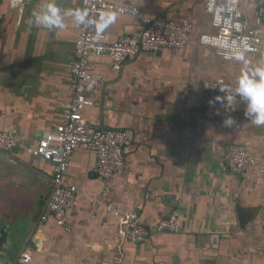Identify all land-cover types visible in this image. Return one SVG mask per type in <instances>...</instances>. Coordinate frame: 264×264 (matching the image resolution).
<instances>
[{
  "label": "crops",
  "instance_id": "1",
  "mask_svg": "<svg viewBox=\"0 0 264 264\" xmlns=\"http://www.w3.org/2000/svg\"><path fill=\"white\" fill-rule=\"evenodd\" d=\"M111 1L136 5L141 15L109 11L101 25L107 42L137 35L143 19L154 15L190 21L191 38L182 48L141 52L120 70L109 55H91L99 82L88 93L95 103L82 116L99 127L129 131L127 167L105 182L94 151L72 154L67 179L79 195L67 232L52 218L41 221L54 164L27 149L62 122L81 24L65 16L62 27L50 29L29 20L53 2L61 10H83L82 0H26L17 7L3 0L0 129L17 128L18 145L0 154V261L17 259L30 246V264H264V171L234 173L225 159L228 144L244 143L264 166V124L252 123L241 105L232 125L224 123L229 118L204 116L206 81L225 77L238 85L242 74L264 68V23L256 53L230 55L200 42L202 33L218 31L206 0ZM258 2L240 0L253 25ZM98 197L136 211L153 229L150 237L131 241V226L92 200ZM174 209L179 230L158 231L156 224Z\"/></svg>",
  "mask_w": 264,
  "mask_h": 264
},
{
  "label": "built area",
  "instance_id": "2",
  "mask_svg": "<svg viewBox=\"0 0 264 264\" xmlns=\"http://www.w3.org/2000/svg\"><path fill=\"white\" fill-rule=\"evenodd\" d=\"M14 7L23 5V0H11ZM3 0H0V19L3 18ZM83 11L87 13L86 21L81 23L79 37L75 43V58L72 62V98L63 106L62 122L55 131H45L37 146L27 151L34 156H41L54 164L53 190L47 202L41 221L50 218L67 232L72 230L69 214L74 208L79 187L68 182L72 154L77 149H88L97 154V171L105 182H110L127 167L125 146L130 138L128 130L103 128L89 122L82 116V111L94 105L95 101L88 95L99 78L92 72L91 55L107 54L111 57L115 69L120 70L126 62L137 57L141 52H157L165 47L182 48L191 38L190 21L175 22L161 15L143 19V28L137 35L126 34L114 42L105 41V34L98 32V24L109 11L121 14L141 15L136 5L119 3L111 0H82ZM206 11L210 14L212 26L217 32H204L200 42L220 48L230 55L256 53L260 48V30L264 18V0H259L256 10V23L251 24L244 15L240 0H206ZM253 70L252 72H254ZM225 77L206 81L204 87V116L208 120L231 118L239 109L240 103L226 109V101L217 100L225 93L220 87L236 88ZM18 129H0V151L8 152L18 145ZM227 166L234 173H244L253 167L264 171L258 159L244 143H230L226 147ZM97 205L120 217L131 227L127 232L133 242L146 241L153 229L141 221L136 211H124L113 201L103 197L92 199ZM158 231L177 232L179 230L178 210L174 209L167 217L156 224ZM33 250L30 246L21 251L18 258L0 264H30ZM100 264H120L117 261H103Z\"/></svg>",
  "mask_w": 264,
  "mask_h": 264
},
{
  "label": "clouds",
  "instance_id": "3",
  "mask_svg": "<svg viewBox=\"0 0 264 264\" xmlns=\"http://www.w3.org/2000/svg\"><path fill=\"white\" fill-rule=\"evenodd\" d=\"M109 15L105 14L99 22L97 35L102 31L101 25L108 19ZM65 16L73 17L77 25L84 22H92L86 21L87 13L83 10H61L53 2L43 7L40 11L34 12V19L29 20V24L44 26L50 29L53 27H62ZM236 58L243 59L242 56H237ZM220 90L225 93V96L217 97L216 99L226 101L224 105L226 109L232 107L234 104L237 105L243 102L246 105L244 115L256 125L264 124V68H257L250 75L242 74L236 88L220 87ZM224 123L226 125H232L235 121L229 118Z\"/></svg>",
  "mask_w": 264,
  "mask_h": 264
},
{
  "label": "water",
  "instance_id": "4",
  "mask_svg": "<svg viewBox=\"0 0 264 264\" xmlns=\"http://www.w3.org/2000/svg\"><path fill=\"white\" fill-rule=\"evenodd\" d=\"M23 3L25 4L26 3V0H23ZM262 22L264 23V18H263V21ZM159 52H161V50H158L157 51V53H159ZM240 105L246 107V105L243 102H240ZM0 154H3L2 151H0ZM4 156L8 157V154H5L4 153Z\"/></svg>",
  "mask_w": 264,
  "mask_h": 264
}]
</instances>
